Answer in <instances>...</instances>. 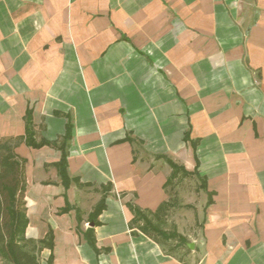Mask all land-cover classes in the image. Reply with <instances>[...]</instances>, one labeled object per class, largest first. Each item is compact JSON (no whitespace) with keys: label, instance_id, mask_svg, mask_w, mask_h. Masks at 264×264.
Listing matches in <instances>:
<instances>
[{"label":"crops","instance_id":"1","mask_svg":"<svg viewBox=\"0 0 264 264\" xmlns=\"http://www.w3.org/2000/svg\"><path fill=\"white\" fill-rule=\"evenodd\" d=\"M28 112L39 264H264V0H0V143Z\"/></svg>","mask_w":264,"mask_h":264},{"label":"trees","instance_id":"2","mask_svg":"<svg viewBox=\"0 0 264 264\" xmlns=\"http://www.w3.org/2000/svg\"><path fill=\"white\" fill-rule=\"evenodd\" d=\"M71 126H68L67 133L64 138V142L59 148L62 151V157L56 164L62 182L68 186L70 178L67 173V153H66V142L71 138ZM34 124L32 120L31 112L26 115V135L21 140L6 139L0 143V253L11 264H39L35 256L31 255L25 246L21 244V239L16 240V228L12 220L11 211L14 208L15 200L21 195L25 196L26 181L24 174V160L19 158L15 152V147L20 141H25L27 145L33 148H41L45 145L57 146V144L50 141L42 140L36 142L34 139ZM195 146V145H194ZM168 163L173 169L171 178L168 180L170 183L176 178V176L182 171L184 175H190L189 172L184 170L181 166L177 165L173 161L167 159ZM22 218H21V229L20 232L23 234L24 230L28 225V219L26 216L25 201H22ZM105 208V201L97 206L95 210V216L99 215ZM67 211V210H66ZM146 220V225L157 233L163 235L161 231L154 228L150 220ZM20 239V241H19ZM53 257L50 258V264Z\"/></svg>","mask_w":264,"mask_h":264},{"label":"rangeland","instance_id":"3","mask_svg":"<svg viewBox=\"0 0 264 264\" xmlns=\"http://www.w3.org/2000/svg\"><path fill=\"white\" fill-rule=\"evenodd\" d=\"M178 175H180V173ZM182 176L186 177V175H183V174H182ZM22 201H24V199H23V196L20 195L15 200L14 208L11 211L12 220H13V223H14L15 228H16V237L15 238L17 241H18V238L21 239V237H22V233L20 232L21 218H22V206H21ZM20 239H19V241H20ZM179 242H180V240L178 238H176L174 240L168 241L167 246L169 247L170 250H174L175 248H177L178 244H181ZM7 263H8L7 260L0 253V264H7Z\"/></svg>","mask_w":264,"mask_h":264},{"label":"water","instance_id":"4","mask_svg":"<svg viewBox=\"0 0 264 264\" xmlns=\"http://www.w3.org/2000/svg\"><path fill=\"white\" fill-rule=\"evenodd\" d=\"M7 264H11V263H7Z\"/></svg>","mask_w":264,"mask_h":264}]
</instances>
